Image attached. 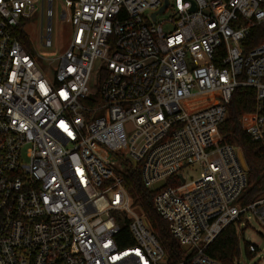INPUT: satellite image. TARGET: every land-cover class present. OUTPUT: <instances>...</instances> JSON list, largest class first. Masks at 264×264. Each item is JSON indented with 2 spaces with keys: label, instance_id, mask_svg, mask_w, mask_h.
Here are the masks:
<instances>
[{
  "label": "built area",
  "instance_id": "2783aa9c",
  "mask_svg": "<svg viewBox=\"0 0 264 264\" xmlns=\"http://www.w3.org/2000/svg\"><path fill=\"white\" fill-rule=\"evenodd\" d=\"M35 1L0 0V264H173L125 187L138 166L186 251L176 264H222L208 249L228 226L240 242L251 216L264 226V196L239 203L247 173L219 130L253 88L240 124L264 143V0H64L71 39L44 60L17 35Z\"/></svg>",
  "mask_w": 264,
  "mask_h": 264
},
{
  "label": "trees",
  "instance_id": "16d2710c",
  "mask_svg": "<svg viewBox=\"0 0 264 264\" xmlns=\"http://www.w3.org/2000/svg\"><path fill=\"white\" fill-rule=\"evenodd\" d=\"M29 20L22 22V26L17 30V35L32 50L30 37L24 29ZM259 43L260 39L258 38H252L249 41L250 47ZM257 111L256 90L249 87H239L234 92L228 106V117L219 127L223 141L237 146L243 152L247 163V187L239 199L242 206L249 205L264 196V143L253 141L240 124V118L244 114ZM259 112L264 116V103ZM124 184L134 204L141 208L150 221L154 233L164 245L169 262L173 264L181 262L186 257V251L170 233L168 222L157 213L153 204V198L157 191L145 186L139 166L128 169ZM121 236L124 237L123 245L132 244L130 238L128 239L127 228H123ZM248 245L249 242H246V252ZM208 254L222 264H235L236 259L241 255L238 226L235 224L228 226L211 244ZM247 255L253 256L250 252H247Z\"/></svg>",
  "mask_w": 264,
  "mask_h": 264
},
{
  "label": "rangeland",
  "instance_id": "374dc122",
  "mask_svg": "<svg viewBox=\"0 0 264 264\" xmlns=\"http://www.w3.org/2000/svg\"><path fill=\"white\" fill-rule=\"evenodd\" d=\"M35 4L31 18L26 25V31L31 39L32 47L40 57V60H44V58L57 59L59 54L66 49L71 39L72 27L67 21L69 14L68 5L64 0H54L53 2V46L48 48L43 46L41 42V27L47 26L48 18L40 10L41 0H36ZM170 14L171 11H167L160 16V19L167 18ZM54 63H57V60ZM98 77L99 72L96 69L91 80L92 89H98ZM199 175L200 171L198 167H192L185 172L187 182L197 179ZM246 242L257 246L259 252L249 257L245 251ZM240 264H264V226L254 216H251L249 226L244 228L243 235L241 236Z\"/></svg>",
  "mask_w": 264,
  "mask_h": 264
},
{
  "label": "water",
  "instance_id": "95a60500",
  "mask_svg": "<svg viewBox=\"0 0 264 264\" xmlns=\"http://www.w3.org/2000/svg\"><path fill=\"white\" fill-rule=\"evenodd\" d=\"M166 6H167V2H166V4L161 8L160 11H164V9L166 8ZM238 157H239V160H240V163H241L242 167H243L245 170H247V163H246L245 157H244V155H243V152H242L241 150H239V152H238ZM160 185H163V181L157 183V184L155 185V187L158 188Z\"/></svg>",
  "mask_w": 264,
  "mask_h": 264
}]
</instances>
